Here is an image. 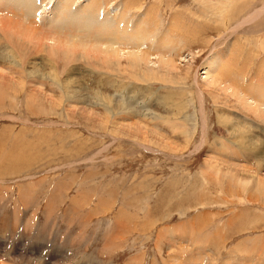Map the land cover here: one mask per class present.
I'll use <instances>...</instances> for the list:
<instances>
[{
  "label": "rangeland",
  "instance_id": "374dc122",
  "mask_svg": "<svg viewBox=\"0 0 264 264\" xmlns=\"http://www.w3.org/2000/svg\"><path fill=\"white\" fill-rule=\"evenodd\" d=\"M263 6L0 0L1 22L88 47L120 34L112 50L180 69L69 61L0 29V264H264V150L243 148L264 149V121L210 84L261 89L264 13L240 23Z\"/></svg>",
  "mask_w": 264,
  "mask_h": 264
},
{
  "label": "bare ground",
  "instance_id": "6f19581e",
  "mask_svg": "<svg viewBox=\"0 0 264 264\" xmlns=\"http://www.w3.org/2000/svg\"><path fill=\"white\" fill-rule=\"evenodd\" d=\"M26 2V3H25ZM23 3H25L26 5V11H24L23 9H25V8H23V9H21L22 11H21V13H22V15H21V17L20 16H18V17H20V18H26V16H27V14H28V12H29V14H30V12H31V10H33L34 11V9H33V5L34 4H32L33 2L32 1H24ZM31 3V6H29L28 4H30ZM69 3V2H68ZM94 3V2H93ZM9 7H11V6H9ZM64 7V6H63ZM66 7V6H65ZM19 9V8H18ZM64 9V8H63ZM66 9V8H65ZM96 9V8H95ZM20 10V9H19ZM23 11H24V14H23ZM36 11L38 12V10L37 9H35V12L34 13H36ZM95 11V10H94ZM97 11H98V9H97ZM64 12H66V11H64ZM64 12H63V14H64ZM70 12V11H69ZM25 13H26V15H25ZM62 13V12H61ZM86 13V12H85ZM263 13H264V6H263V8L262 9H260V10H256V12L253 14V12H252V14H249L246 18H244L243 19V22H244V24L243 23H240L241 25H248V24H251V23H253V22H255L258 18H260L262 15H263ZM87 14V13H86ZM86 14H85V16H86ZM92 14V13H91ZM234 14H235V12H234ZM65 15V14H64ZM63 15V16H64ZM29 16H32V13H31V15H29ZM17 17V16H16ZM62 17V16H61ZM22 18V19H23ZM30 18V17H29ZM0 19H3V18H0ZM7 19V18H6ZM5 19V20H6ZM66 19V18H65ZM84 19V18H83ZM8 20V19H7ZM27 20V19H26ZM59 20V19H58ZM67 20V19H66ZM86 20H87V18H86ZM11 21V20H10ZM1 22V20H0V29L1 28H6V29H9L8 31H12V32H14L15 33V35H17L18 37H21L22 38V41H21V46L22 45H26L25 46V48L26 47H28V45H30V46H32L33 48H34V50H37V52L39 51V50H42V51H45V50H47L48 51V54L50 53L51 54V56H56V57H58V56H61L62 54H64V55H66V56H68V59H69V61H70V59L72 58V60L73 59H75V60H77V59H79V60H81L82 58H84L85 60H86V58H87V60L89 59L90 61L91 60H95V61H99V62H101L103 65H105L106 67H107V65H109L108 66V68H111V67H113V68H118V69H121L122 68V59L123 58H126L127 59V62H128V68H130V69H134V70H136L137 71V68L139 69V68H143L144 66H145V68H148L149 70H151L152 68H159V70H161V69H165V71H166V73H164L163 75H165L166 77H168V76H177L176 74H178L179 73V68L177 67V65H176V63L174 62V60L173 59H165V56H160L161 58L159 59V61L158 62H153V55H150V54H143L144 52H141V53H139V51H137L136 53H135V51L133 50V52H131V53H127V56H125V54H123V53H121V50H118V48L117 49H113L112 50V48H113V45H115V43H120V42H115V40L117 39V41H120V39L119 38H117V37H115V36H119L120 34H118V35H115V36H104L102 33H100V32H98V33H96V36H97V38H96V43L94 42V45L91 43V45H93V46H95V49L96 50H91V49H88V48H91V47H93V46H91L90 45V47H88L87 45H89L88 43L89 42H91V41H85V39H82L80 36H73V35H67V36H65L64 38H57V37H55L56 35H54V33L53 32H51L53 35H50L49 33V35L48 34H43V35H46V37H41L39 34H38V32H40V31H42V30H39V29H37V28H35L34 26H33V23H32V27L30 26V24H27V28H23V27H21L20 25H22V24H20L19 26L17 25V24H13L12 22L13 21H11V22ZM16 21H17V19H16ZM24 21H25V19H24ZM74 21H76V20H74ZM84 21H85V19H84ZM20 22H22V21H20ZM19 22V23H20ZM59 22V21H58ZM86 22V21H85ZM87 22H89V20L87 21ZM14 23H17V22H15V20H14ZM18 23V24H19ZM23 23V22H22ZM65 23V22H64ZM63 23V24H64ZM256 23V22H255ZM259 23H260V20H259ZM24 24V23H23ZM91 23H88V25H90ZM61 25V24H60ZM79 25V24H78ZM77 25V26H78ZM81 25V24H80ZM79 25V26H80ZM83 25V24H82ZM87 25V24H86ZM87 25V26H88ZM23 26V25H22ZM50 26V25H49ZM54 27H55V25H53ZM238 26V25H237ZM26 27V26H25ZM102 27V26H101ZM28 28H30V29H28ZM81 28H83V26L81 27ZM84 28H85V26H84ZM103 28H104V26H103ZM234 28V27H233ZM240 28V27H239ZM53 29H56V28H53ZM79 29V28H78ZM106 29H108V28H106ZM80 30V29H79ZM100 30V29H99ZM2 31V30H1ZM105 31V30H104ZM103 31V32H104ZM235 31V30H234ZM102 32V31H101ZM109 31H107V33H108ZM10 34H11V32H9ZM41 34V35H42ZM112 34V33H111ZM122 34V33H121ZM143 34V33H142ZM13 35V34H12ZM48 35V36H47ZM107 35H110V32H109V34H107ZM129 35V34H128ZM132 35V34H131ZM130 35V36H131ZM101 36H103V37H107V38H102V39H98L99 37H101ZM138 36H140V35H138ZM137 36V37H138ZM121 37V36H120ZM144 38V36L143 35H141V38ZM136 38V37H135ZM140 38V39H141ZM142 38V40H143V42H144V40L145 39H143ZM146 38V37H145ZM20 38H18L17 40H19ZM138 39H139V37H138ZM126 40V39H125ZM130 40H131V42L133 41V40H135V39H131V37H130ZM136 40H137V38H136ZM11 41V40H10ZM20 41V40H19ZM77 41H79V44H78V42ZM98 41H101V42H98ZM123 42H124V39L122 40ZM128 41V40H127ZM126 41V42H127ZM32 42H38V43H36V44H34V43H32ZM113 42H115V43H113ZM130 42V41H129ZM140 41H138L137 42V44H138V46H139V43ZM142 42V41H141ZM142 42V43H143ZM133 43V42H132ZM131 43V44H132ZM141 43V44H142ZM120 44H122V43H120ZM127 44H129V43H127ZM134 44V43H133ZM78 45V46H77ZM126 45V44H125ZM130 45V44H129ZM119 46V45H118ZM121 46V45H120ZM127 46V45H126ZM115 47V46H114ZM133 47V46H132ZM141 47V46H140ZM30 48V47H29ZM32 48V49H33ZM111 49V50H110ZM140 49V48H139ZM33 50V51H34ZM63 51V53L62 54H60L62 51ZM146 52V51H145ZM38 53H40V51L38 52ZM149 53V52H148ZM166 55V54H165ZM74 60V61H75ZM211 63V62H210ZM107 64V65H106ZM158 64V65H157ZM217 64V63H216ZM22 65V64H21ZM51 68H53V67H51ZM37 70L38 69H36L35 71L37 72ZM146 70V69H145ZM149 70H148V72H149ZM156 69H154V70H152V73H155L156 71H155ZM54 71V70H53ZM158 71V70H157ZM1 72V71H0ZM55 72V71H54ZM134 72V71H133ZM143 72V71H142ZM162 72V71H161ZM160 72V73H161ZM2 73V72H1ZM4 73V72H3ZM57 73V72H56ZM226 72H223V74H222V76H221V78H220V80H218V79H213V80H211V82H210V84H212V85H214V86H218L219 87V90L220 91H222V92H225L226 94L229 92V96L230 97H234V98H236L239 102H240V104H241V102H242V106H245L247 109H248V111H251L252 112V114H254L257 118H259V119H261V121L263 120L264 121V84L263 85H261L260 83V86H261V89L259 88H257L256 89V87H254V86H251V85H249V86H251V87H253V88H251V89H248L249 90V92L251 91L252 93H248V91H246V92H244V91H242V88L240 89L239 88V90H238V92L236 91V89H237V86L234 84V82H231L232 80H228V78L227 77H229V75L228 74H225ZM231 74V73H230ZM54 75V74H53ZM145 75V74H144ZM148 75H150L149 73H148ZM228 75V76H227ZM57 76V75H56ZM147 76V75H146ZM151 77H152V75H150ZM154 76V75H153ZM58 77V76H57ZM149 78V77H148ZM225 78V79H224ZM230 78V77H229ZM3 80V79H2ZM53 81H54V79H52ZM260 80V79H259ZM258 80V81H259ZM263 81V80H262ZM10 82V81H9ZM55 82H56V79H55ZM1 83V82H0ZM250 83H252V82H250ZM6 85V84H5ZM235 86H236V88H235ZM249 86H247L248 88H250ZM78 88V87H77ZM246 88V87H245ZM252 89H256V90H254V91H252ZM75 90V89H74ZM247 90V89H246ZM200 92V91H199ZM76 93H77V90H76ZM80 93H82V92H80ZM203 93V92H202ZM37 94H38V92H37ZM72 94V93H71ZM75 94V93H74ZM85 94V93H84ZM248 94L250 95V96H248ZM79 95V94H78ZM83 95V94H82ZM36 96V95H35ZM68 96H69V94H68ZM40 97V96H39ZM75 97V99H78V96H74ZM73 97V98H74ZM85 97V96H84ZM69 98H70V96H69ZM79 98H80V96H79ZM199 99V98H198ZM80 100V99H79ZM76 101V100H75ZM71 102V101H70ZM79 102H81V101H79ZM202 102V101H201ZM238 103V102H237ZM203 104V103H202ZM202 104H201V108H202ZM203 109V108H202ZM201 109V110H202ZM247 109H245V110H247ZM200 110V111H201ZM203 112V111H202ZM81 114V113H80ZM89 115V114H88ZM97 116V115H96ZM230 127V126H229ZM253 128V127H252ZM259 128V127H258ZM248 132H250V131H248ZM247 132V133H248ZM235 133V132H234ZM243 134V133H242ZM254 134H257L256 133V131H255V133ZM259 135V134H258ZM257 137H259V136H257ZM246 138V137H245ZM239 139V138H238ZM247 139V138H246ZM252 141H248V144L246 143V145L245 146H243V148H245V150H247V152L249 151V152H257V151H263L264 149H263V147L261 146V147H259V142L258 143H255V142H253L254 141V139H251ZM246 142V141H245ZM250 142V143H249ZM253 142V143H252ZM203 143V142H202ZM257 144H258V146H257ZM261 144V143H260ZM202 146V145H201ZM257 147H259V148H257ZM260 149V150H259ZM248 152V153H249ZM260 154V153H259ZM17 216H18V214L16 215V217L15 218H17ZM19 260V259H18ZM9 261V260H8ZM232 262V261H231ZM42 263V262H41ZM230 263V262H229Z\"/></svg>",
  "mask_w": 264,
  "mask_h": 264
}]
</instances>
